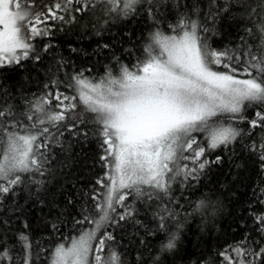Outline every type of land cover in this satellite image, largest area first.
Wrapping results in <instances>:
<instances>
[{
	"label": "snow or ice",
	"instance_id": "snow-or-ice-1",
	"mask_svg": "<svg viewBox=\"0 0 264 264\" xmlns=\"http://www.w3.org/2000/svg\"><path fill=\"white\" fill-rule=\"evenodd\" d=\"M166 9L176 10L174 22L166 20ZM141 12L153 27L138 53L134 43L126 47L116 40L110 25ZM237 20L246 22L238 42L214 47L213 37L227 34L222 25ZM56 32L67 38L68 57L54 52ZM122 35L131 40L133 33ZM93 36L114 39H97L90 51L78 46ZM46 56L55 70L46 66ZM73 57L103 58L104 74L86 75L90 67L75 70ZM13 72L21 73L19 79H9ZM41 72L46 76L41 90L30 93L32 73ZM65 133L76 143L95 138L105 172L85 194L91 207L82 206L73 217L75 225L91 227L58 243L49 264H125L107 229L121 221L139 223L129 197L156 205L153 218L165 239L152 264L181 250L185 225L197 215L199 248L218 228L224 204L204 196L189 211L174 193L183 196L224 164L223 155L212 153L220 150L231 161L234 146L245 137V149L264 173V0H208L205 7L191 8L184 0H0V207L23 190L40 206L56 207L55 193L51 204L44 197L55 174L52 149L72 147ZM256 203L264 205V187ZM67 205H74L71 195L65 210ZM23 210L19 204L14 209ZM246 211L251 227L242 223L240 240L218 250L215 259L189 256L188 264H264V208L257 210L250 200ZM62 215L51 222L54 231ZM18 239L22 257L14 259L3 246L0 264H33L32 241L25 232Z\"/></svg>",
	"mask_w": 264,
	"mask_h": 264
},
{
	"label": "trees",
	"instance_id": "trees-1",
	"mask_svg": "<svg viewBox=\"0 0 264 264\" xmlns=\"http://www.w3.org/2000/svg\"><path fill=\"white\" fill-rule=\"evenodd\" d=\"M208 0H184V3L191 8L193 3H199L201 7L207 5ZM165 17L168 22H174L177 17L175 9H166ZM162 17V18H165ZM246 22L237 20L231 23V26L222 25L227 28V34L220 38L213 37L214 47H222L229 42L236 43L238 35H242V27ZM152 21L148 19L145 12L135 17L131 21H120L110 25V30L115 34L116 40H123L127 47L130 43L136 45L139 53L144 41L147 40L148 33L152 30ZM132 32L131 40L122 35L123 32ZM97 39L113 40V36L92 37L79 42L78 46L88 48L89 51L95 45ZM40 44L46 43V40H39ZM54 44L57 45L55 53L69 56L67 47V38L64 33L56 32L53 37ZM72 42L77 43L75 35L72 36ZM75 60V70L90 67L92 73L86 75L100 76L104 74L105 60H99L92 57H73ZM126 62H130L128 57H124ZM46 66L51 65L55 70V62L51 56L45 57ZM71 66L67 71H72ZM21 73H11L9 79H19ZM63 76L64 72L59 73ZM32 79L35 81L29 85V92H39L46 76L43 72L37 77L32 73ZM254 109L249 108L246 115L251 118ZM240 127L247 128V124H241ZM66 142L71 143L72 147L62 151L59 147H54L55 159L51 167L55 174L48 183V193L45 199L48 204L53 200L52 194L55 193L56 207L40 206L36 203V197H29L28 191L23 190L14 199L9 197L5 200L3 207H0V247L7 246L12 249L14 259L23 255L22 248L18 239L19 233L25 232L32 241V260L33 264H49L51 250L65 237H72L79 234V231L91 225H75L73 217H79L82 206L91 207V201L87 194H91L95 181L103 176L105 169L99 161L100 148L95 138L89 139L87 144L83 141L76 143L70 134L65 133ZM249 140L245 137L243 143L234 146L235 155L229 159L228 154L218 150L212 153L213 156L220 154L224 156V164L220 167H213L207 179H203L195 188L184 190L181 196L179 191L174 194L180 196L184 208L191 210L195 202L204 196H210L213 200L219 198L224 204V211L217 221L218 228L210 235L204 237L200 242V247H194L200 237L199 224L200 216L190 217L185 225L183 235V245L181 250L174 256L165 254L161 256L163 264H188L189 256H198L203 254L209 259H215L216 252L228 244L238 241L246 231L245 226L251 227V219L246 209L251 200L253 206L259 210L264 205L256 203L258 190L264 187V173H261L256 156L250 154L244 147ZM241 165L239 169L233 166V163ZM33 191H34V186ZM99 187V186H96ZM177 186L174 185V188ZM256 190V191H254ZM71 195L74 205H66V199ZM126 203L135 208L133 220L139 221H121L119 224L108 227L107 231L115 236L117 251L122 253L125 264H152L153 257L157 254L161 242L165 239L163 232L157 231V220L153 218V213L157 211L156 205H149L133 200L129 197ZM19 204L24 210L14 211ZM63 211L59 221V231L51 228V222L57 219V213ZM123 209L117 207V212ZM7 221V223H4ZM25 223L28 228H25ZM170 227H173L170 222ZM155 232V234H151ZM113 243V242H110ZM44 249V250H42ZM107 252V249H105Z\"/></svg>",
	"mask_w": 264,
	"mask_h": 264
}]
</instances>
